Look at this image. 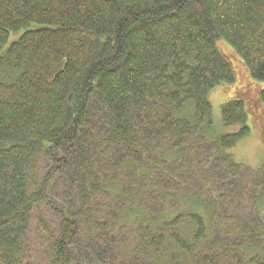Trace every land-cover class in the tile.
<instances>
[{"label": "trees", "instance_id": "obj_1", "mask_svg": "<svg viewBox=\"0 0 264 264\" xmlns=\"http://www.w3.org/2000/svg\"><path fill=\"white\" fill-rule=\"evenodd\" d=\"M257 110L264 0H0V264H264Z\"/></svg>", "mask_w": 264, "mask_h": 264}, {"label": "rangeland", "instance_id": "obj_2", "mask_svg": "<svg viewBox=\"0 0 264 264\" xmlns=\"http://www.w3.org/2000/svg\"><path fill=\"white\" fill-rule=\"evenodd\" d=\"M218 48L222 53H226L229 59L232 61L237 74L236 83L237 85H240L239 87H241V94L248 101V105L252 104L254 99V91L252 89L253 86L249 83V75L246 74L242 64L237 60V55L233 54L230 48L225 44L220 43ZM222 95L223 94L220 89H215V91H213L210 95L212 98V117L214 119L215 128H218L219 130H216H218L220 133H235L238 131L236 126H229L228 128L221 126L220 106L223 104ZM254 103L256 106V102ZM251 113L252 117H249L247 122L249 128H251L250 135L240 141L235 147L227 150V154H230L235 162L244 164L251 170H256L264 163V113L262 111L259 112V110L253 111ZM35 258L38 264V261L41 259L40 255L38 254Z\"/></svg>", "mask_w": 264, "mask_h": 264}]
</instances>
